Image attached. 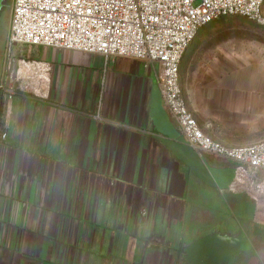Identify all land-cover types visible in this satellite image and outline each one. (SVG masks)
<instances>
[{
  "label": "crops",
  "instance_id": "obj_1",
  "mask_svg": "<svg viewBox=\"0 0 264 264\" xmlns=\"http://www.w3.org/2000/svg\"><path fill=\"white\" fill-rule=\"evenodd\" d=\"M231 22L199 30L179 82L200 125L247 146L264 141V67L215 35ZM14 54L49 62V92L0 93V264H186L183 243L234 233L218 228L226 217L217 204L243 216L249 202L237 191L248 180L220 189L210 168L235 165L184 144L163 108L157 65L118 58L104 67L95 54L41 47ZM183 149L212 185L177 156Z\"/></svg>",
  "mask_w": 264,
  "mask_h": 264
},
{
  "label": "built area",
  "instance_id": "obj_2",
  "mask_svg": "<svg viewBox=\"0 0 264 264\" xmlns=\"http://www.w3.org/2000/svg\"><path fill=\"white\" fill-rule=\"evenodd\" d=\"M9 9L0 80L6 100L20 93L44 99L49 92V62L16 56L15 48L95 54L104 67L118 58L157 65L163 108L184 144L199 156L234 164L233 182L241 175L249 181L237 192L264 204L254 186L256 176L264 174V141L224 144L211 134L210 124L198 123L179 82L183 56L201 28L239 17L264 30V0H11Z\"/></svg>",
  "mask_w": 264,
  "mask_h": 264
},
{
  "label": "rangeland",
  "instance_id": "obj_3",
  "mask_svg": "<svg viewBox=\"0 0 264 264\" xmlns=\"http://www.w3.org/2000/svg\"><path fill=\"white\" fill-rule=\"evenodd\" d=\"M9 7L4 10L0 17V78L3 73V57L6 52V41L9 32ZM223 19L233 20V22L227 23L225 27H219L215 31V35L221 36L224 41L234 43L235 48L236 45L238 46V52L234 49V56L238 53L243 58L247 57L250 63L262 69L264 67V30L243 18L226 17ZM254 186L257 190H261V196L264 198L263 173L256 176ZM247 187L248 185L246 189ZM242 188L245 189V186ZM239 194L244 196L249 202L245 214L240 216L232 212L229 201H221L217 205L222 209L226 221L220 224L218 228L232 232L240 228L245 232L251 244V251L241 255L231 264H264V205L262 209L258 208L255 199L252 196L250 197L244 190H241ZM254 211H256L255 214ZM170 253L174 255L176 252L171 251Z\"/></svg>",
  "mask_w": 264,
  "mask_h": 264
},
{
  "label": "water",
  "instance_id": "obj_4",
  "mask_svg": "<svg viewBox=\"0 0 264 264\" xmlns=\"http://www.w3.org/2000/svg\"><path fill=\"white\" fill-rule=\"evenodd\" d=\"M11 0H0V17L4 10L10 6ZM168 146L172 149V144ZM174 149V148H173ZM182 150V149H181ZM184 151V152H183ZM177 156L182 158L190 167L192 173L201 179L204 183L212 185L210 176L200 166L196 158L183 149ZM176 154V152L173 150ZM235 168L217 169L210 168L211 174L218 181L220 189L227 190L231 181L235 177ZM221 175V176H220ZM151 242L169 245L164 243V238L148 237ZM251 244L242 230H236L234 233L214 231L207 235L198 237L181 245V252L186 264H231L242 254L251 251Z\"/></svg>",
  "mask_w": 264,
  "mask_h": 264
},
{
  "label": "bare ground",
  "instance_id": "obj_5",
  "mask_svg": "<svg viewBox=\"0 0 264 264\" xmlns=\"http://www.w3.org/2000/svg\"><path fill=\"white\" fill-rule=\"evenodd\" d=\"M238 178H239V177H238ZM238 178H237V179H238ZM263 205H264L263 203L259 204V205H258V208L262 209V208H263V207H262Z\"/></svg>",
  "mask_w": 264,
  "mask_h": 264
}]
</instances>
